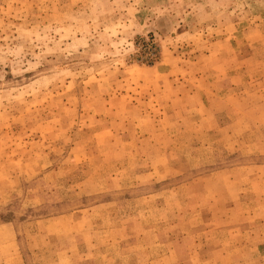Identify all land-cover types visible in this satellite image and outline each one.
<instances>
[{
	"label": "rangeland",
	"instance_id": "1",
	"mask_svg": "<svg viewBox=\"0 0 264 264\" xmlns=\"http://www.w3.org/2000/svg\"><path fill=\"white\" fill-rule=\"evenodd\" d=\"M0 264H264V0H0Z\"/></svg>",
	"mask_w": 264,
	"mask_h": 264
}]
</instances>
